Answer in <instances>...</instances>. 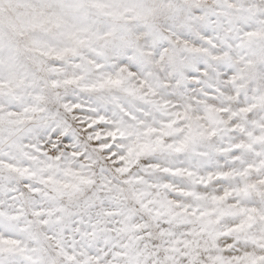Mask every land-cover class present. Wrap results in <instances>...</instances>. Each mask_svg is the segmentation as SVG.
<instances>
[{"label":"snow or ice","instance_id":"1","mask_svg":"<svg viewBox=\"0 0 264 264\" xmlns=\"http://www.w3.org/2000/svg\"><path fill=\"white\" fill-rule=\"evenodd\" d=\"M0 264H264V0H0Z\"/></svg>","mask_w":264,"mask_h":264}]
</instances>
